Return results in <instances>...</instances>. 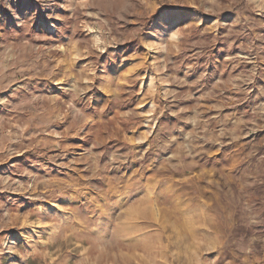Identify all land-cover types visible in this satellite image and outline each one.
Instances as JSON below:
<instances>
[{"label": "rangeland", "instance_id": "1", "mask_svg": "<svg viewBox=\"0 0 264 264\" xmlns=\"http://www.w3.org/2000/svg\"><path fill=\"white\" fill-rule=\"evenodd\" d=\"M0 264H264V0H0Z\"/></svg>", "mask_w": 264, "mask_h": 264}]
</instances>
